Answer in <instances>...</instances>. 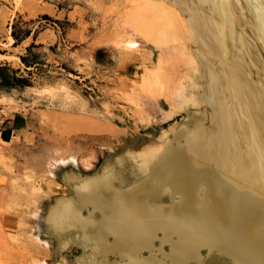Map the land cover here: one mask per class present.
<instances>
[{"label":"rangeland","instance_id":"rangeland-1","mask_svg":"<svg viewBox=\"0 0 264 264\" xmlns=\"http://www.w3.org/2000/svg\"><path fill=\"white\" fill-rule=\"evenodd\" d=\"M36 2L47 13L0 0V64L19 66L22 77L15 90L0 94V129L8 119L16 125L10 143L0 140V264H131L84 239L101 222L102 209L84 202L82 213L92 211L97 225L72 224L78 189L143 221L144 240L164 242L169 251L177 235L149 216L154 199L169 204L160 167L174 143L169 135L177 126L192 128L194 113L211 110L200 102L202 88H193L198 79L188 4ZM164 120L154 137L142 140ZM140 183L138 199L118 193ZM60 200L67 204L54 227L48 219ZM208 250L196 248L201 264H233ZM195 252L191 264H198Z\"/></svg>","mask_w":264,"mask_h":264},{"label":"bare ground","instance_id":"bare-ground-1","mask_svg":"<svg viewBox=\"0 0 264 264\" xmlns=\"http://www.w3.org/2000/svg\"><path fill=\"white\" fill-rule=\"evenodd\" d=\"M182 1L192 18L198 79L193 88H202L200 102L211 110L194 113L192 128H173L169 137L174 143L160 166L169 204L154 199L149 216L177 239L169 251L164 242H146L143 221L80 189L72 224L82 229L97 225L92 211L82 213L84 202L102 209L101 222L84 239L103 252L117 251L131 264H191L188 256L198 247L224 254L233 264H264V0ZM19 2L35 14L47 11L36 0ZM143 184L118 193L138 199ZM66 204L60 200L50 213L52 226L57 227ZM143 249L148 255L141 254ZM195 254L201 264V252Z\"/></svg>","mask_w":264,"mask_h":264},{"label":"crops","instance_id":"crops-1","mask_svg":"<svg viewBox=\"0 0 264 264\" xmlns=\"http://www.w3.org/2000/svg\"><path fill=\"white\" fill-rule=\"evenodd\" d=\"M22 64H24L21 60V57H17ZM20 67L16 66L12 63L8 64H0V94L6 93L8 89L15 90L16 82L22 78L20 76L21 72L19 71ZM0 129V140L2 143H10L13 138L14 134L16 133L15 130V123L14 120H10ZM167 121H162L160 125H154L153 127H150V132L148 134H144V138L142 140H147V138L154 137L156 132L160 131L161 125L166 123Z\"/></svg>","mask_w":264,"mask_h":264},{"label":"trees","instance_id":"trees-1","mask_svg":"<svg viewBox=\"0 0 264 264\" xmlns=\"http://www.w3.org/2000/svg\"><path fill=\"white\" fill-rule=\"evenodd\" d=\"M13 37H14L15 39H17V38L15 37V35H13ZM21 60H22L23 63H25V64L27 65V67H30V65L28 64L27 60H26L24 57H21Z\"/></svg>","mask_w":264,"mask_h":264}]
</instances>
